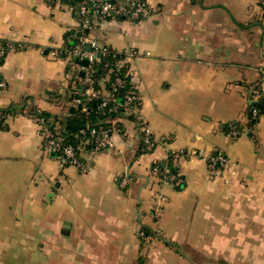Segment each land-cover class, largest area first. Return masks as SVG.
Here are the masks:
<instances>
[{
	"label": "crops",
	"instance_id": "0c3cea01",
	"mask_svg": "<svg viewBox=\"0 0 264 264\" xmlns=\"http://www.w3.org/2000/svg\"><path fill=\"white\" fill-rule=\"evenodd\" d=\"M147 1L148 18L100 21L90 35L138 52L132 89L169 142L141 152L136 118L120 112L106 120L120 128L113 145L87 153L84 172L43 148L32 117L85 96L83 71L53 53L77 26L75 5L0 0V39L24 45L0 58V264H264V112L252 115L248 94L259 80L264 91V0ZM180 150L229 164L212 172L206 158H181L179 189L149 169ZM140 228L162 241L145 246Z\"/></svg>",
	"mask_w": 264,
	"mask_h": 264
},
{
	"label": "built area",
	"instance_id": "2783aa9c",
	"mask_svg": "<svg viewBox=\"0 0 264 264\" xmlns=\"http://www.w3.org/2000/svg\"><path fill=\"white\" fill-rule=\"evenodd\" d=\"M48 1L55 3L70 2L75 5L73 8H75L76 12L77 26L68 31V39L72 38L76 40V43L71 46L65 44L61 48L54 50L53 53L63 59H71L72 62H68V64L77 65L78 68L83 71L84 76L77 77V79L82 93L86 96L87 100L102 96V101L98 105L102 113L106 111L117 112L121 109L122 113L134 116L142 133L141 152H151L158 144H167L169 142L167 136L157 137L153 134L147 120L140 112V96L134 89L125 93L123 104H117L116 92L126 84H133L129 73V63L138 52L134 49L124 51L115 50L106 44H101L96 38L90 35V30L100 21L124 18L132 22H138L151 16L155 12V8H153L147 0ZM74 1H76V3H74ZM23 47L24 45L21 43L0 39V58L9 51L21 49ZM113 50L116 54H120L114 69L118 71L124 68L126 77L116 75L111 83V91L103 94L100 89L94 87L95 79L91 75L93 63L100 61L101 55H108L110 52H113ZM77 59L80 61H87V63H76ZM127 77H129L128 80ZM261 83L260 80L256 81L254 84L250 85L248 90L250 110L252 115L256 118L263 112H261L259 108L251 105L259 100H264V91L262 90ZM0 86H5L4 80L0 79ZM69 107L70 106H67L65 108L66 114L69 111ZM32 117L41 131L43 148L48 152H55L58 154L63 165H73L84 172L88 169L85 155L89 152H96L111 147L113 145V132L115 130H120V128L113 126H101L100 128L87 126L80 129L77 135L78 141L75 145L67 144L65 143V137L61 133L59 122L55 121L53 118H45L39 113L33 114ZM1 118L0 115V119ZM110 118L111 117L104 119L103 122H106V120ZM53 121L55 123L54 127L50 126V122ZM230 128L229 135L231 137H236L241 133V130L235 123H231ZM90 145H92L91 149H87ZM170 156L172 157L173 166H176L179 160L184 157L206 158L212 172L218 171V165L226 166L229 164V160L222 153L207 154L203 151L180 150L170 152L168 157ZM149 170L153 175L162 178L164 182H171L175 186L183 182V178L179 171L172 172L169 166L160 168L159 162H155ZM131 179L130 174L125 172L120 181L121 184L124 185ZM155 203H157V209L162 205L161 201H158V199L155 200ZM138 235L145 246H149L154 241H162L161 232L157 229H155L153 233H150L146 232L144 228H140Z\"/></svg>",
	"mask_w": 264,
	"mask_h": 264
},
{
	"label": "trees",
	"instance_id": "16d2710c",
	"mask_svg": "<svg viewBox=\"0 0 264 264\" xmlns=\"http://www.w3.org/2000/svg\"><path fill=\"white\" fill-rule=\"evenodd\" d=\"M76 3V1H74ZM69 32L66 35V45L71 46L74 45L76 40L69 38L68 39ZM120 54L113 52H110L108 55H101V60L96 61L93 63V71L91 73L92 77L95 79L94 87L96 89H100V80L103 76L108 75V79L105 82L104 86L105 89L108 91V93L111 91V83L113 78L116 75L119 76H125V69L122 68L118 71H116L115 64L116 61L119 59ZM76 63H84V61L76 60ZM114 69V70H113ZM77 77H82L83 75H80L76 73ZM76 77V78H77ZM126 77V76H125ZM129 77H127L128 80ZM81 88V87H80ZM132 90L131 84H126L124 87L120 88L116 92L117 96V104L121 105L124 102V95L128 91ZM80 96L79 99L82 100L79 103H74L69 107V111L67 114L60 115V116H51L47 113H39L40 115L44 116L45 118H53L55 121L59 122L60 129L62 135L65 137V143L67 144H76L78 141V133L80 129L85 128L87 126L90 127H96L100 128L111 126L110 123L103 122L104 119H107L108 117H113L117 115L118 113L122 112V110H118L117 112H109L106 111L105 113H102L100 109L98 108V105L102 101V96L95 97L91 100H87L86 96ZM111 105V104H110ZM251 106H255L260 109L261 112H264V100H259L258 102H254ZM9 109H0V125L3 122L4 115L8 114ZM251 112V111H250ZM50 126L54 127L55 123L50 122ZM92 145L88 146L87 149H91ZM160 168H164V166H169L172 172H178V166L172 165V157H168L166 161L159 162ZM183 183L178 185L177 187L181 189L183 187ZM146 232L153 233V231L149 230L148 228H144Z\"/></svg>",
	"mask_w": 264,
	"mask_h": 264
},
{
	"label": "water",
	"instance_id": "95a60500",
	"mask_svg": "<svg viewBox=\"0 0 264 264\" xmlns=\"http://www.w3.org/2000/svg\"><path fill=\"white\" fill-rule=\"evenodd\" d=\"M84 63H87V61H84ZM81 74H83V73H81Z\"/></svg>",
	"mask_w": 264,
	"mask_h": 264
},
{
	"label": "rangeland",
	"instance_id": "374dc122",
	"mask_svg": "<svg viewBox=\"0 0 264 264\" xmlns=\"http://www.w3.org/2000/svg\"><path fill=\"white\" fill-rule=\"evenodd\" d=\"M160 209V208H159Z\"/></svg>",
	"mask_w": 264,
	"mask_h": 264
}]
</instances>
